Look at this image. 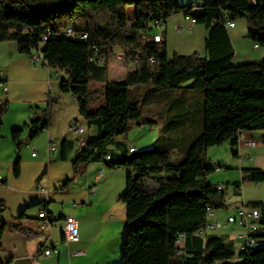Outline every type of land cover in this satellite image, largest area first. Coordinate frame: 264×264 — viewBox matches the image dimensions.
<instances>
[{
	"label": "trees",
	"instance_id": "1",
	"mask_svg": "<svg viewBox=\"0 0 264 264\" xmlns=\"http://www.w3.org/2000/svg\"><path fill=\"white\" fill-rule=\"evenodd\" d=\"M201 2L199 12L194 13L193 2L182 4L177 0H0V43L15 42L20 54L30 57L34 51L44 67L64 73L61 91L75 98L79 116L89 127L97 128L74 158L73 176L57 191H64L93 163L102 162L108 170H127L125 188L117 196V202L126 208L120 264H264L262 202L247 204L260 213L258 247L234 253L231 243L223 237L203 239L197 235L204 227L206 209L217 212L227 204L226 188L218 189V185L207 182L216 167L225 166L207 164V151L226 144L235 147L242 132H263L264 145V59L232 65L234 52L225 27L227 20L243 19L247 39L264 47V0H255L254 4L251 0ZM176 14L207 30L206 58L193 53L174 54L168 60L165 34L160 44L150 40L148 24L161 20L165 25ZM66 29L85 33L87 39L67 37L62 34ZM114 48L137 63L136 69L128 71L121 82L108 80V63ZM92 57L102 64L90 61ZM151 58L154 64H150ZM91 83L101 87L90 89ZM145 85L151 87L140 101L131 97L130 87ZM170 91L180 92L171 106L182 108L183 112L175 117L181 121H170L165 126L164 134L173 129L179 131L180 127L183 132L191 130L194 134L183 149L182 158L172 161L174 145L161 141L132 154L123 143L116 145L118 154L107 151L114 139L125 135L134 124H154L152 119H142L141 105ZM190 92L199 95V103L188 110L184 105L192 99L187 97ZM8 105L7 100H0V129ZM51 108L47 102L22 128L11 131L16 148L14 178L20 175V149L49 127ZM190 117L192 124H187ZM24 130L27 133L22 139ZM70 146L68 141L61 142L62 161ZM245 173L249 181L264 185L263 170L253 168ZM45 174L46 166L37 177V184ZM0 183L5 184L1 180ZM232 185L237 192L239 183ZM43 204L25 205L9 224L0 221V249L5 229L27 239L32 237V232L20 222L26 212ZM6 210L5 202L0 200V214ZM40 210L46 212L44 208ZM235 258L240 261L235 263Z\"/></svg>",
	"mask_w": 264,
	"mask_h": 264
},
{
	"label": "crops",
	"instance_id": "2",
	"mask_svg": "<svg viewBox=\"0 0 264 264\" xmlns=\"http://www.w3.org/2000/svg\"><path fill=\"white\" fill-rule=\"evenodd\" d=\"M177 1L182 4L194 3V0ZM200 7L201 5L195 9L193 6V12L198 13ZM129 13L132 14V8H129ZM227 30L234 52L232 65L264 59V47L254 48V44L247 39V26L243 19L234 20V26L227 28ZM159 32H162V37L165 34L168 60L171 59L168 58L169 49L171 51L181 49L182 53L180 54L186 56L184 50L189 43L188 41L194 36L203 45L200 49V55H198L202 58L207 57L205 50L207 30L202 25L192 23L182 14L173 15L160 31L155 30L152 34ZM116 51L121 53L120 50L114 48L113 54L115 56L111 57L108 63V76H111L110 80L121 82L128 71L136 69L137 63L130 58H118ZM32 54L38 55L34 51ZM116 63H120L121 67L116 66ZM65 78L64 73L42 66L41 61L33 65L30 57L19 53L18 45L15 42L0 43V81L4 80L7 87L5 94L0 93V100H7L9 104L8 113L2 118L0 129V167L9 168L7 170H11V175L12 163L16 157V148L10 136L11 131L28 123L35 112L46 107L47 102L52 105L49 127L36 139L29 142L30 145L34 146L37 139L43 137L42 144L38 148L39 153L42 154L41 158L37 159L39 157L33 156L36 160L31 161V165L21 162L19 177L14 178L12 175L15 181H20L23 170L30 172L28 187L22 189L17 186L13 193L19 202L17 210L35 202H44V204L26 212L25 219L20 222L23 227L32 232L31 238L27 239L16 231L4 230L1 237L0 264H120L126 226V208L117 202V196L125 188L127 170L124 168L108 170L102 162L93 163L88 166L84 174L76 177L64 191H57L66 179L73 176V160L78 153L74 145V140L78 138L74 126L84 129L82 135L84 139L88 136H94L97 132L95 126L89 127L86 121L79 116L75 98L71 94L61 91L60 84ZM187 84H183L181 87H185ZM179 93V91H170L156 98L163 99L164 104L169 103V107L165 108L160 105L159 110L154 111L156 115L163 114V117H160L161 115L157 117L161 124L154 123L141 126L134 124L125 135L116 137L114 142L108 146L107 151L118 154L119 149L116 145L123 143L127 151L129 146H133L137 152L149 149L161 141L165 144L174 145L171 150L172 161L182 158V151L186 148L188 141L193 138V131L183 132L182 127H180L179 131L173 129L164 134V128L170 121H181L175 117L178 112H183V109L171 106V102L176 99ZM187 95L192 99L187 101L184 106L190 110L199 103V95L191 92ZM18 105L26 106L20 112L10 114L11 107ZM167 109L169 112L166 113ZM189 123L192 124V117L187 120V124ZM173 126H176V123ZM26 133H22V139ZM262 134L263 132H242L237 137L235 147L228 145L229 156L207 155V164L220 163L227 168L207 177V182L213 185H219L223 188L230 187L226 189V208L216 212L218 220L223 221L225 217L242 205L254 202L264 203V185L249 181L245 173L246 170L253 168L264 171ZM64 140L70 142L71 146L66 148V160L62 161L60 151L61 142ZM248 141H251L253 145L246 146L245 143ZM50 142L54 146L53 150H49ZM32 154L34 153H31V157ZM45 166L46 174L38 182L39 185L46 188L47 192L43 193L36 191V179ZM54 170H66V172L61 177L53 178ZM99 172L102 175L97 179ZM0 180L5 183L1 186H6L8 178L2 177L1 172ZM236 182L239 183L237 192L232 185ZM90 188L92 193L88 192ZM40 208H44L46 214L52 218L49 221L52 225L50 230H38ZM6 211L0 214V221L9 224L13 222L16 216H11V219L4 217ZM66 217H73L76 222L79 232V241L76 243H67L62 235V227ZM206 234L207 237H223L226 242L231 243L232 252H239L241 239L238 237L242 231L238 227H230L221 232ZM46 244L53 249L49 256H44L42 253Z\"/></svg>",
	"mask_w": 264,
	"mask_h": 264
},
{
	"label": "built area",
	"instance_id": "3",
	"mask_svg": "<svg viewBox=\"0 0 264 264\" xmlns=\"http://www.w3.org/2000/svg\"><path fill=\"white\" fill-rule=\"evenodd\" d=\"M251 3L254 4L255 0H251ZM192 23L193 20H190ZM164 26L163 22L161 20L153 21L148 24L149 28H162ZM234 26L233 21H225V27L226 28H232ZM63 35L76 39V40H86L87 34L85 33H75V32H67V29L64 30L62 33ZM150 36V40L153 43L160 44L162 43V35L161 33L158 34H152L151 32L148 33ZM257 45H254V48H257ZM118 58H124V54L118 53ZM30 61L33 65H36L41 61V58L39 55H31ZM90 61H95L97 64H102V61L96 57H92ZM150 64H154V58L150 59ZM44 66V65H42ZM7 91V87L4 80L0 81V93L5 94ZM74 130L78 138L74 140V145L76 149L79 151L81 148L85 147L86 139L82 137L84 133V129L82 127L74 126ZM246 146H252V142L248 141L245 143ZM54 146L52 142L49 143V150H53ZM136 149L133 146L128 147L129 150ZM34 156V154H32ZM109 159V156H106V160ZM222 170L220 167L215 168V172L218 173ZM101 172L97 174V179L101 177ZM218 189H222V186L217 187ZM36 191L46 193V188L37 184ZM89 193H92V189L90 188L88 190ZM38 219L40 220L38 230L40 231H46L51 229V223L49 221L52 220L51 216L46 214L45 211L39 210L38 212ZM260 220V213L257 208H253L250 206L242 205L239 208H237L232 214L225 217L223 221L218 220L216 217V211H214L212 208L206 209V217H205V224L204 227L198 231V236L203 237L207 232H220L222 229L230 228V227H238L241 229L242 234L238 237L241 239V244L239 246V251H243L246 249H252L255 247H258L260 245V239L256 237L257 232L260 230L259 225ZM62 235L64 237V240L67 243H76L79 241V232L78 228L76 226V222L73 217H66L64 219V224L62 227ZM53 252V249L51 246L46 244L43 248V255L49 256ZM181 252L178 253L180 255Z\"/></svg>",
	"mask_w": 264,
	"mask_h": 264
},
{
	"label": "rangeland",
	"instance_id": "4",
	"mask_svg": "<svg viewBox=\"0 0 264 264\" xmlns=\"http://www.w3.org/2000/svg\"><path fill=\"white\" fill-rule=\"evenodd\" d=\"M200 2H201L200 0H194L193 6H194L195 9L201 5ZM155 30H159L160 31L161 28H159V29L158 28H152L150 32L154 33ZM188 42L189 43H187V46H186V48L184 50V52L186 53V56L187 55H191L193 53H197V54L200 55V49L203 46L202 43L200 41H198V39L195 36L193 37V39H191ZM41 47H42V45H41ZM191 49H193V50H191ZM175 51H171L169 49L168 58H172V56L174 54L181 55L180 53H182L181 49H178V50H175ZM191 51H194V52H191ZM116 52L118 54V51H116ZM114 56L115 55L113 54L112 58ZM115 62H117V61H115ZM116 66L121 67V64L120 63H116ZM110 78H111V76H108V80H110ZM99 87H101V84H94V83L90 84V89L99 88ZM150 87H151L150 85L139 86V87H130L129 89L131 90V97L134 98L135 100H139L140 101L143 98V95H144L145 91L147 89H149ZM9 97H10V95H9ZM103 101H104V95L101 94L100 95V103H102ZM160 105H163L165 108L169 107V103L167 102V104L166 103L164 104L163 99H154L153 101L152 100L151 101H147L146 103L142 104L141 108H140L141 112H142V119H144V118L145 119L149 118V119H152V120L154 119V121H157L155 123H160L161 124V121L158 120L157 117H158V115L159 116L161 115L160 117H163V114H157L156 115L154 113V111H158L159 110ZM25 106L26 105L12 106L11 110H10V112H11L10 114H16V113L20 112L21 109H25ZM29 106H31V105H29ZM167 112H169L168 109L166 110V113ZM19 128H22V126H20ZM24 133H26V130H24ZM42 139H43V137H41L40 139H37V141L34 143L35 144L34 146L30 145L29 142H27L26 144H24L22 146V148L20 149V152H19L20 164H21V162H23L24 164L27 163V165H31V163H32L31 161L36 160V159L33 158V156L31 157V153H34V156L39 157L37 159L41 158L42 154L39 153V149L38 148H39V145L42 144L41 143ZM228 148H229L228 144L223 145L221 147H212V148L209 149L210 151L208 150L209 152L207 151V155H209V156L217 155V156H220V157H224L225 155L229 156ZM222 165H224V164H222ZM7 169H9V168L4 169L3 166L0 167V172H1L2 177H4V178L7 177L8 178V182H7L6 186H1V183H0V197H2V198H0V200H4L6 202V205L8 206V209L5 212L4 217H10V219H11V216H17V214L19 212V210H17V206H18L19 202H17L18 200H16V197L13 196L15 188L17 186L19 188H22V189H26L28 187L29 181H30V172H29V170H23V175H22L21 180L20 181H15L13 179L12 175H11V172H10L11 170H7ZM225 169H227V168H225ZM65 172H66V170H54L53 173H52V177L53 178L61 177V176H63V174ZM214 174H216V173H214ZM220 175L222 176V174H220ZM8 183H9V185H8ZM229 188L230 187H226V189H229ZM6 199H7V201H6ZM19 209H21V208H19ZM220 211H223V210H218L217 212H220ZM224 230L225 229H222V230H220V232L224 231ZM207 233H210V232H207ZM203 238L207 239L208 238L207 234L203 235ZM237 241H239V240H237ZM234 253H236V252H234ZM239 261L240 260L238 258L234 259L235 263H237Z\"/></svg>",
	"mask_w": 264,
	"mask_h": 264
},
{
	"label": "bare ground",
	"instance_id": "5",
	"mask_svg": "<svg viewBox=\"0 0 264 264\" xmlns=\"http://www.w3.org/2000/svg\"><path fill=\"white\" fill-rule=\"evenodd\" d=\"M67 32H71L70 30H67ZM135 152V150L134 149H132V150H129V152L128 153H130V154H132V153H134Z\"/></svg>",
	"mask_w": 264,
	"mask_h": 264
}]
</instances>
